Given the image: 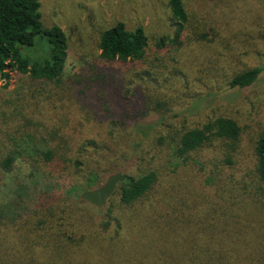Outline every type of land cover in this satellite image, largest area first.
Wrapping results in <instances>:
<instances>
[{"label":"trees","instance_id":"trees-1","mask_svg":"<svg viewBox=\"0 0 264 264\" xmlns=\"http://www.w3.org/2000/svg\"><path fill=\"white\" fill-rule=\"evenodd\" d=\"M165 5L171 34L151 47L142 26L129 30L116 22L100 30L98 54L86 68L94 103L106 98L114 108L86 113L101 122L104 116L108 125L92 129L96 136L76 148V188L91 190L117 172L124 180L101 208L70 191L60 197L40 193L21 211L17 190L10 204L0 205V264H264L262 110L247 121L207 115L192 122L208 95L160 88L175 77L187 88L196 67L189 44L222 38L231 20L196 15L186 0ZM38 37L48 45L40 60L24 52ZM68 47L60 27L42 25L40 0H0L3 87L12 71L35 81H59ZM182 55L189 61L176 68ZM195 59L213 66L212 92L223 86L233 90L232 97L264 72V66ZM141 125L145 138L156 130L152 139L138 141ZM17 149L13 142L0 156L4 172L20 156ZM43 155L50 159V151ZM6 212L13 215L5 219Z\"/></svg>","mask_w":264,"mask_h":264},{"label":"rangeland","instance_id":"rangeland-1","mask_svg":"<svg viewBox=\"0 0 264 264\" xmlns=\"http://www.w3.org/2000/svg\"><path fill=\"white\" fill-rule=\"evenodd\" d=\"M186 2L192 5L196 15L217 13L231 20V25L222 38L215 37L210 44L191 42L188 46L190 58L199 74H191L187 88L182 79H168L167 84L160 83L162 92L167 88L171 92L176 89L208 95L199 107L204 109L194 112L193 118L188 117L192 122L207 115H227L247 121L254 117L252 113H259V109L264 114V72L256 83L232 97L233 90L223 86L219 93L212 92L213 66L195 59V56L200 59L209 56V59L221 58L226 64L233 61L242 66H264V0ZM165 4L166 0H40L42 25L60 27L68 37L69 47L59 81H35L12 71L9 85L0 84V156L13 142L20 152L10 172L0 168V205L10 204L19 193L23 201L18 208L27 211L40 193L60 197L78 191L76 153L86 138L96 136L98 130L93 133L92 129L108 125L104 116L101 122L100 117L93 119L86 113H91L93 108H114L110 99H97L94 103L95 87L90 85L86 72L91 58L98 54L99 32L116 22H123L129 30L142 26L149 45L154 47L157 40L173 31ZM47 48L46 39L38 37L36 44L24 52L40 60L46 56ZM188 61L182 55L179 59L176 57L174 65L176 68L185 66ZM220 65L222 69L226 67ZM116 67L123 68L119 64ZM140 128L146 130V125L136 130V135L141 134L140 142L152 139L156 133L154 130L145 138ZM46 151H50L49 160L44 158ZM12 215L6 212L3 218L9 219Z\"/></svg>","mask_w":264,"mask_h":264},{"label":"water","instance_id":"water-1","mask_svg":"<svg viewBox=\"0 0 264 264\" xmlns=\"http://www.w3.org/2000/svg\"><path fill=\"white\" fill-rule=\"evenodd\" d=\"M139 138L141 134L138 133ZM124 180V175L120 172L107 176L106 180L98 187L91 190H85L80 193V199L97 207L101 208L108 198L113 194L116 186Z\"/></svg>","mask_w":264,"mask_h":264}]
</instances>
